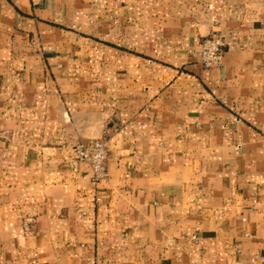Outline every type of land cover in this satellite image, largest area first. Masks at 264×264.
Returning a JSON list of instances; mask_svg holds the SVG:
<instances>
[{"label":"crops","instance_id":"crops-1","mask_svg":"<svg viewBox=\"0 0 264 264\" xmlns=\"http://www.w3.org/2000/svg\"><path fill=\"white\" fill-rule=\"evenodd\" d=\"M0 264H264V0H0Z\"/></svg>","mask_w":264,"mask_h":264},{"label":"built area","instance_id":"built-area-1","mask_svg":"<svg viewBox=\"0 0 264 264\" xmlns=\"http://www.w3.org/2000/svg\"><path fill=\"white\" fill-rule=\"evenodd\" d=\"M227 44L219 30L212 31L202 38L200 43L201 65L205 69H214L221 66L226 52ZM74 152L81 162L90 166L92 175L91 182L94 186L104 183L109 178L108 160L109 151L106 147V139L90 140L87 143H79ZM32 220L24 222L27 232L30 231ZM198 236L194 235L193 240L198 243Z\"/></svg>","mask_w":264,"mask_h":264}]
</instances>
